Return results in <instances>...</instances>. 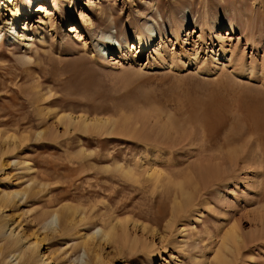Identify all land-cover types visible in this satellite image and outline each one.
Here are the masks:
<instances>
[{
	"label": "rangeland",
	"instance_id": "1",
	"mask_svg": "<svg viewBox=\"0 0 264 264\" xmlns=\"http://www.w3.org/2000/svg\"><path fill=\"white\" fill-rule=\"evenodd\" d=\"M0 42V264H264V0H0Z\"/></svg>",
	"mask_w": 264,
	"mask_h": 264
},
{
	"label": "bare ground",
	"instance_id": "2",
	"mask_svg": "<svg viewBox=\"0 0 264 264\" xmlns=\"http://www.w3.org/2000/svg\"><path fill=\"white\" fill-rule=\"evenodd\" d=\"M39 8H38V10H37V13H39V12H42L43 10L44 11H46L47 13L48 12H50V10L49 9H47L46 8V6L45 5H39L38 6ZM50 14H51V12H50ZM49 14V15H50ZM50 20V19H49ZM185 27V25L183 26V28ZM196 28H198L197 26H195ZM233 29V28H232ZM232 29H230L231 31H232ZM159 36H160V34H158ZM172 36H173V38L175 37L174 36V34L172 33ZM107 37V36H106ZM18 38V36L17 35H15V37H14V39H17ZM107 39H109V40H111V38H108L107 37ZM139 42V47L140 48H148L149 47V44H147V43H145L143 40L141 41H138ZM0 45L2 46V44H1V42H0ZM105 50H106V48H105ZM144 50H146V49H144ZM104 52V51H103ZM109 52H110V50H109ZM104 56H106V54L104 55ZM27 59V58H26ZM229 62L226 64L225 63V67H229ZM223 66V65H222ZM252 72V71H251ZM250 72V73H251ZM252 75V74H251ZM250 78H251V76H250ZM249 80V79H248ZM250 80H252V78L250 79ZM258 114V111L257 110H255V109H253V110H251L250 111V115L253 117V118H255L256 117V115ZM262 117L261 116H257V121L259 122V121H261L262 119H261ZM61 120H63V121H65L66 123H68V128H71V126L72 127H75L76 129H78V130H81V131H84L85 133L86 132H88V131H93V132H99V133H103V131L106 129V128H108L110 131H108V132H113L115 129H116V122L117 121H113V120H110V119H108V118H87V117H85V116H81V115H79V116H73V115H64V116H61L60 117V119L58 120V121H61ZM118 124V123H117ZM67 127V126H66ZM125 127V126H124ZM73 129V128H72ZM120 129V128H119ZM83 132V133H84ZM98 133V134H99ZM106 133V132H105ZM107 134V133H106ZM108 134H112V133H108ZM129 136V135H128ZM255 145V144H254ZM232 157V156H231ZM260 158H261V156H260ZM257 159V158H256ZM236 162V161H235ZM224 163V162H223ZM232 163H233V161H232ZM120 168H122V166H120V165H118ZM230 166H231V164H230ZM126 175L129 177V176H132L133 174H132V171L130 170V168L129 169H127L126 170ZM4 209V207H3V205L2 206H0V212H1V210H3ZM56 217H57V215H56ZM56 221H57V219H56ZM121 221H119V224L121 225V224H123V223H120ZM51 224H53L54 223V220L52 221V222H50ZM49 223V224H50ZM116 223H118V222H116ZM48 224V225H49ZM119 225V226H120ZM114 226H115V224H114ZM123 226V228H124V224L122 225ZM59 227V226H58ZM114 229H115V227H113ZM55 229H57V226L56 227H54V230ZM237 229L238 228H236V226H233V227H231L226 233H225V235L223 236V238H222V247L224 246V248L226 249V250H229V249H231V244H234V243H238L239 241H240V236L238 235V233H237ZM10 232V234H9V237L10 238H13V240H12V242H9V243H7V244H5V245H7L8 246V249L9 250H15V249H17V252H18V254L16 255H14L13 257H16V259L14 260V261H21V260H25V256L27 255V250H22L21 248H19V246H20V243H22V239H20V237H18V236H16L17 238H15V235H14V233H13V231L9 228V226L7 225V224H4V222L1 220L0 221V241H4V238L8 235V233ZM113 233H114V231L113 230H110L109 232H106L105 233V237L106 238H109L110 236H112L113 235ZM15 238V239H14ZM33 246H35V247H39L40 245H39V243L38 242H36V243H34V245ZM34 247V248H35ZM2 249H3V247H2ZM43 258H45V257H42V259ZM30 260V259H29ZM13 261V262H14ZM31 261V260H30ZM46 261L47 260H45V261H42V260H40V262L42 263V264H45L46 263ZM12 262V263H13ZM87 262H85V263H82V264H86ZM88 264V263H87Z\"/></svg>",
	"mask_w": 264,
	"mask_h": 264
}]
</instances>
